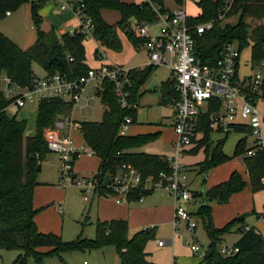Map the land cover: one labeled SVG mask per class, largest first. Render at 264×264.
<instances>
[{"label":"trees","instance_id":"1","mask_svg":"<svg viewBox=\"0 0 264 264\" xmlns=\"http://www.w3.org/2000/svg\"><path fill=\"white\" fill-rule=\"evenodd\" d=\"M47 0H0V16L5 11L17 8L25 2L30 3V17L36 31V38L27 48L21 49L12 40L0 32V73L4 72L16 84L30 87L34 74L32 63H37L47 75L59 74L73 80L86 73L84 35L80 26L72 32L57 34L54 28L43 31L40 28L39 8ZM181 3V0H174ZM167 10L163 0H146L140 3H127L121 0H78L72 2V9L77 10L82 18H89L92 24V37L99 46L108 50L121 51V41L117 31H121L129 43L137 48L141 40L134 36L133 26L141 22H151L156 14L151 5ZM230 4L224 20L214 21L213 27L196 37L194 54L198 63L212 64L223 51L225 45L236 43L240 51L246 47L251 50V64L260 66L264 62V0H199L196 4L198 14L191 19L192 24L215 20L218 11ZM113 10L119 14L114 24L106 23L101 17V10ZM236 17L234 23L225 22ZM134 19L135 24H131ZM98 49L94 54L97 56ZM155 67L129 69L127 103L121 107L116 100L111 82L103 80L96 86L95 95L103 105L100 120H82L78 130L83 145L88 147L98 159V166L92 179L97 186L93 195L107 196L110 189L104 184L105 176L118 172L122 165H131L140 172L142 178L156 177L158 172L168 171L169 165L163 155L134 151L146 143L158 138L159 133L136 135L121 134L120 127L125 118L130 125L136 122L137 106L142 92L140 87ZM156 91L159 104L168 105L176 97L170 79L161 82ZM264 97V91L262 98ZM8 101L0 93V249L17 250L11 264H28V259L40 264L44 259L55 257L62 264L63 253L81 252L101 249L106 246L114 248L118 264H153L146 259L144 246L153 238V228L137 230L128 234V226L123 219L99 220L94 223V237L85 238L81 234L65 241L52 232H40L34 223V216L43 207L32 206V196L38 185L37 165L50 153L47 149L43 131L52 128L54 121L67 117L72 105L56 98L42 99L36 105L35 130L33 135L25 136V120H17L15 114L6 113ZM218 108L215 104L207 110L199 111L195 131L202 133L199 143L187 153L196 154L202 148L204 158L196 163L197 172L206 174L211 168L223 164L230 157L223 147L231 131L250 134L249 127L235 125L223 139L212 141L208 127V114ZM253 144L247 146V136L239 139L234 148V156H243L253 192L264 189V149H256L254 155H247ZM77 157L73 160V162ZM204 183V178H203ZM247 182L238 171H233L229 178L199 192H191L198 200L197 207L191 214L200 222L206 238L204 264H264V238L253 227L245 225L244 217H236L223 227H215L211 218L212 204H226L233 194L241 192ZM151 191L136 188L128 194L129 202H137ZM264 216V212L259 217ZM247 227V228H246ZM233 229L241 236L233 244L238 251L232 255L219 252V243L224 235ZM40 248H46L41 251Z\"/></svg>","mask_w":264,"mask_h":264},{"label":"built area","instance_id":"2","mask_svg":"<svg viewBox=\"0 0 264 264\" xmlns=\"http://www.w3.org/2000/svg\"><path fill=\"white\" fill-rule=\"evenodd\" d=\"M170 10H163L159 6L151 5L156 19L151 22H141L132 29L134 36L141 40L137 46L147 57V66H162L169 71V79L176 97L170 102L172 109L171 127L175 135L171 143L172 155L165 156L169 169L158 172L156 177L142 178L139 171L131 165H122L115 174L108 176L107 187L115 204H127L128 194L136 188L145 191L162 190L172 199L173 209L171 217L172 233L175 234L180 224L184 225L187 233H192L196 227V218L187 209L186 203L191 194L184 179V165L180 159L190 147L197 132L195 125L199 111L218 103V108L208 114L207 123L212 133H229L235 125H245L250 129L253 146L247 155H254L256 149H264V109L257 105L264 91V78L261 73L239 77L238 67L241 51L236 43L225 45L219 57L212 64L198 63L194 54L196 37L209 31L214 21L224 20L230 4L224 5L218 11L215 20L192 24L195 16L185 12L187 2L196 6L199 0H181ZM68 3V0H63ZM73 12L79 17V31L84 39L92 36V24L89 18H82L77 10ZM8 11L3 16H8ZM264 67V62L261 63ZM129 68L123 66L100 65L89 68L86 73L76 79L69 80L55 73L32 78L30 87L16 84L4 72L0 73V93L6 99L8 107L20 109L25 104H37L42 99L56 98L83 109L90 106L96 99L94 95H85L86 86L93 81L99 84L103 80L111 82L113 93L121 107H129L127 97ZM130 125V119L125 118L120 127V133L125 134ZM79 124L70 119L60 117L54 121L52 128L43 131V138L47 149L53 153L58 162L59 185L75 186L83 197L95 192L97 183L91 177L77 176L73 173V160L82 154L93 155L85 145L77 146L66 129L78 128ZM140 197L138 201H141ZM264 218V216H263ZM153 227H144L149 230ZM247 228V227H246ZM162 246L164 241H156ZM189 249L199 257L205 255L206 249L201 248L194 241ZM238 249L223 246L219 252L232 255Z\"/></svg>","mask_w":264,"mask_h":264},{"label":"rangeland","instance_id":"3","mask_svg":"<svg viewBox=\"0 0 264 264\" xmlns=\"http://www.w3.org/2000/svg\"><path fill=\"white\" fill-rule=\"evenodd\" d=\"M164 7L167 10L171 8L181 5V3H176L174 0H163ZM70 5L66 6V9H69ZM185 12L189 15L196 16L198 14V7L192 5L187 2L185 4ZM236 17H230L225 20V22L234 23L236 21ZM44 23H42V29L49 25L48 22H52L50 18L44 19ZM48 21V22H47ZM40 26V28H41ZM0 32L12 40L18 47L21 49L27 48L30 44H32L36 38V31L33 26L30 17V3L25 2L19 5L17 8L10 10V16H0ZM87 41V40H85ZM91 41L94 42L93 39H89L86 43ZM91 44V43H90ZM87 48V46H86ZM87 50V49H86ZM114 52V51H113ZM117 53V52H116ZM103 55V54H102ZM112 55V54H109ZM251 50L250 47H246L241 51L240 55V65H239V75L241 78H244L247 75L261 73L264 78V67L256 66L253 67L251 64ZM113 58V56H111ZM145 58L144 53H140L137 58V62H142ZM32 72L35 76H42L45 72L37 63H32ZM169 73L166 68L162 66H157L155 70L149 75L147 80L141 86V91L143 96H146L143 100H140L137 106V114H136V124L139 127L151 128V126L159 127L163 131V134L160 135L157 139L146 143L143 145V148L140 150L147 151L151 153L160 154L163 156L172 155V148L169 145L171 139L173 140L175 135L173 133L172 127L170 126V119L166 115L169 113L170 109L168 105L163 106L161 104L145 105L144 102L149 99L148 97L153 96L152 91L162 81L168 79ZM95 84L93 81L89 82L86 86L87 90L92 89V86ZM36 105L33 104H25L20 109H14L12 107H8L6 109V113L9 115L15 114L16 119H22L24 116V120L26 121V130L28 132L34 133V118L36 113ZM258 107L260 109H264V97L261 98L258 103ZM151 106V107H150ZM103 105L100 103L98 99H95L90 103L89 107L83 108L79 110L77 106H74L72 109V117L79 120L83 117H86L88 120L98 121L100 120L102 113ZM29 111V113L27 112ZM162 116V117H160ZM131 126V125H128ZM31 133V135L33 134ZM128 133V129L125 134ZM129 134V133H128ZM173 135V136H172ZM26 136V135H25ZM247 136V146L250 147L253 144V138L241 132L231 131L227 135V139L225 141V145L223 147V151L226 155L230 157L228 161H236L238 159H242L243 156H234V148L237 141L243 137ZM172 137V138H171ZM71 138L75 142V144L79 145L82 143L81 135L78 130H74V133L71 134ZM217 138H224L223 134H212V140L214 141ZM263 139H264V129H263ZM83 145V144H81ZM150 148V149H149ZM149 150V151H148ZM88 154H82L80 158V167H88L94 161L93 156ZM202 154L199 151L195 155H182L180 162L184 165V179L185 183L189 184L191 190H200L206 187L205 182L203 183V178L205 174H199L197 172L196 161L201 158ZM48 159L54 158L53 154L48 153L46 158ZM55 159V158H54ZM37 182L40 188L48 187H56V189L65 192V203L61 206L58 205H48V207H52V213L55 214L54 223L57 222V219L62 224V234L61 238L65 241L74 239L78 234H81L82 237L85 238H93L94 237V223L98 214H101L102 211L109 213L111 215L115 214H124L125 207L123 203L121 205L114 204L111 196H106L107 198H102L104 200V204L102 208L96 210V202L95 200L99 197L88 195L89 198L87 201L83 202V197L80 194L79 190L72 185H59V174L58 171H51L45 169L43 166V170L39 171L37 175ZM36 186V187H37ZM43 192V191H42ZM91 198V201L89 200ZM90 201V202H89ZM142 201V200H141ZM137 201L135 203H130L128 208L139 207L142 204L151 209L152 206H159L158 209L163 206H168L169 203L172 202L170 196H168L162 190L154 189L151 193L145 196L143 202ZM141 202V203H140ZM198 202V201H197ZM131 205V206H130ZM47 207V208H48ZM61 208L62 212L57 213V208ZM195 205L188 206V209H193ZM45 208H42L44 210ZM156 209V210H158ZM40 210V211H42ZM39 211V212H40ZM151 210L140 213H132L129 215V226H128V234L131 235L133 232L137 231L139 228L155 226V232L153 238L149 239L144 248L146 252H149L153 259L158 261V264H191L193 261L197 262V264H204L202 262V258L197 254L192 255L189 249V244L191 243V237L184 228H180L178 234L174 235L172 233L171 223H163L162 219H159L155 215H157V211H153V216L150 213ZM38 212V213H39ZM52 216V215H51ZM126 216V215H125ZM128 216V215H127ZM57 217V218H56ZM152 217L151 222H155L152 225L147 223L149 218ZM52 218V217H51ZM55 225V224H54ZM196 229L193 232V235L196 239L193 241L198 244L201 248L206 249L207 238L205 232L199 221L196 222ZM141 230V229H139ZM81 232V233H80ZM241 236L240 232H237L236 229H233L230 233L224 235L223 240L219 243L218 247L223 246H232ZM167 241L172 240L171 243L166 244L165 246L159 248L156 246V241ZM105 249V250H104ZM102 250H93L87 252L85 250L82 253H67L64 255V263L65 264H82L85 262L86 264H113L111 260V255L109 251H112L113 248L107 246ZM40 250H46V248H40ZM103 251V252H102ZM105 252V253H104ZM19 253L17 250H3L0 249V264H11L15 256ZM43 263L46 264H61L56 260V258H48V260H44ZM28 264H36L31 259H28Z\"/></svg>","mask_w":264,"mask_h":264},{"label":"crops","instance_id":"4","mask_svg":"<svg viewBox=\"0 0 264 264\" xmlns=\"http://www.w3.org/2000/svg\"><path fill=\"white\" fill-rule=\"evenodd\" d=\"M68 1L69 2L66 4L63 2V0H47L39 8L38 13L41 17L40 26L42 25V23H44V21H46L44 19H46L47 17L50 18L52 21V22L47 21L49 23V25H47L43 29L41 26V29L43 31H47L50 28H54V30L57 34H61L64 32H72L73 30H75L79 27V25H80L79 17L73 12V9L71 6L72 2L78 1V0H68ZM121 1H124L127 3H140V2H143L146 0H121ZM67 5H70L69 9H66ZM100 14H101V17L103 18V20L108 24H114L119 19V14L113 10L103 9V10H101ZM8 16H10V14ZM131 24L134 25L135 21L131 22ZM117 34L119 36V39L121 41V46H122L121 51H119L117 53L99 46L98 41L95 40L92 36H89L88 38L84 39L83 46H84V54H85V64L89 68H95V67H98L102 64L103 65H111V66L112 65L113 66H123V67L129 68V69H142L143 67L147 66L146 65L147 64V57H146L145 52L143 50H140L138 48L133 47L121 31L118 30ZM89 39H93L94 42L92 43L91 41H89L88 43H86ZM85 40H87V41H85ZM86 46H87V48H86ZM95 49L99 50V52H98L99 54L97 56L94 54ZM140 53H144L145 58L142 62L138 63L137 58H138V55ZM109 54H112V55H109ZM111 56H113V58ZM239 65H240V63H239ZM155 68H154V70H155ZM163 68H165V67H163ZM168 73H169V71H168ZM238 75H239V67H238ZM239 77H240V75H239ZM168 79H169V76H168ZM159 84H157V86L153 89V91H152L153 96L151 97V95H150V97H148L149 99L146 100L147 102H144L145 105H151V106H153L154 104L159 105V94L156 91V88L158 87ZM93 85L94 86H92V89H90V90L86 89V91H85L86 96H88V95L90 96V95L95 94L96 86L98 84H93ZM140 89H141V87H140ZM144 98H146V96H143V94H142L138 103L140 102V100H143ZM96 99H98L97 96H96ZM74 106L75 105H72L71 110L69 112V115L67 117H64V118L70 119L73 122L78 123V124L82 120H88L86 117H83L82 119H79V120L73 118L72 117V109L74 108ZM163 106H165V105H163ZM168 107H169L170 111L166 115V117L168 116V118L170 119V125H171L172 109H171L169 104H168ZM103 108L101 111H103ZM79 110H82V109H79ZM27 112L29 113V111H27ZM160 117H162V116H160ZM23 118H24V116L22 117V119L17 118V120H24ZM35 118H36V113H35ZM35 118H34V130H35ZM134 124H136V122ZM127 129H128V133H129V134L127 133L128 135L158 132L159 133L158 137H160V135H162L163 131H164L157 126H155V127L151 126V128H146V127H139L138 125L132 126V124H131V126H128ZM74 130L76 131V130H78V128L66 129L64 131V134H69L71 136V134L74 133ZM31 133H33V132H31ZM31 133L28 132L27 130L25 131L26 136H31ZM212 134L213 133L211 132V139H212ZM216 134H218V133H216ZM248 135H250V134H248ZM224 137H225V135H224ZM201 138H202V133L198 131L195 139H193L192 145L187 148V150L184 152L183 156L184 155H195V154H189V153H187V151L194 148L199 143ZM219 139H223V138H217L214 141L219 140ZM81 141H82V137H81ZM171 143H172V139L169 142L170 146H171ZM81 144H83V142ZM81 144H79V145H81ZM79 145L77 144V146H79ZM141 148H143V146H141L137 149H134V151H141V152H145L148 154H156V153H151V152H147V151H142V150H140ZM199 151H201L202 156L198 161H196V163L200 162L204 158L202 148L200 150H198L197 153ZM50 154H53V153L50 152ZM158 155H160V154H158ZM46 156L38 164L40 166L39 171L43 170V166H45V169H47V170H51L53 172L58 171V162H57L56 156L54 155L55 159L51 158V157L48 159V157L46 158ZM91 156H93L94 161L88 167H84V168L80 167L79 162H80L81 156H79L73 162V173L75 175L82 176V177H91L95 173L97 166H98V159L94 155H91ZM235 170L238 171L243 176V178L247 182V185L241 192L233 194L228 203H226V204L213 203L212 204L211 218H212L213 225L215 227H223L226 223H228L229 221H231L232 219H234L236 217H244L245 225L248 227L255 228L257 231H259L262 234V236L264 238V218H263V216L259 217L264 212V189L260 190L258 192H253L251 190V187L248 183L249 177H248V173H247L243 158L238 159V162L233 161V160L226 161L223 164H219V165L211 168L204 175V182L206 184L205 188L200 189V190H191V188L189 187V184L186 183L187 188L189 189L190 194H191V192H199V191L204 190L208 187H211L217 183H220V182L227 180L229 178L230 174ZM39 171H38V173H39ZM90 195H91V198L93 196H95L93 194H90ZM95 197L97 198V196H95ZM88 198H89V196H88ZM91 198L89 199L90 201H91ZM102 198H107V197L106 196L105 197L100 196L99 198H97L95 200L96 210H98L99 208H102V205L104 204V200L102 201ZM144 199H145V197H143L141 202H143ZM197 201L198 200H195L191 196V199L186 203L187 209H188V206L195 205V207L193 209H188L190 212L193 211L197 207V204H198ZM62 203L63 204L65 203V192L64 191H60V190L56 189V187L45 186V188H40L39 186H37V187L35 186V188L33 190V196H32V206L35 209H38L41 207L45 208L44 210L37 213L33 218L34 223H35L38 231L43 232V233L52 232L54 234L61 236L62 228H63L62 224L60 222L61 220L59 221V219H57V222L54 223L55 214L52 213L53 212L52 207H48V205L61 206ZM130 203H135V202H128L127 204H123L124 206H126L125 210H124V214L121 213V214L111 215L109 213L102 211L101 214H98V217L96 219H99L102 221L103 220H110V219H123L126 221L127 226H129V224H130L129 223V215H131L134 212L140 213V212H146V211L151 210L150 211L151 216L154 215L153 211H157V213H156L157 215H155L156 217H158L159 219H162L163 223H171L172 209H173L172 202L169 203L168 206H163L160 209H158L159 206H152L150 209L149 207H146L143 204L139 207H132L130 209V208H128ZM116 205H121V204H116ZM156 209H158V210H156ZM56 211L59 214L62 212V209L58 207ZM148 220L149 221L147 223H150L149 225H152L155 223V222H151L152 217H150ZM181 227L184 228V225L180 224L178 226L177 232L174 235H172L173 237L176 234H178ZM196 227H195V229H196ZM142 228H139V229H142ZM195 229L193 230V232L195 231ZM153 231L155 232V226L154 225H153ZM193 232L188 233L190 235L192 241L194 239H196L193 235ZM171 242H172V240L171 241L170 240H167V241L164 240V244L162 246H158L157 243H156V246L161 248V247H163L166 244H169ZM106 247H103V248L98 249V250H102ZM41 251H44V250H41ZM89 251H93V250H89ZM89 251H87V252H89ZM144 251H145V248H144ZM190 252L192 253V255L196 254V253H193L192 251H190ZM70 253H76V252H70ZM78 253H82V251L78 252ZM109 253L112 256L111 257L112 263L118 264V257H117V254H116L114 248L112 251H109ZM65 254H67V253H63L61 255L62 259L64 258ZM146 254H147L146 259L148 261L152 262L153 264H158V261L156 259H153L149 252H146ZM50 258H55V257H50ZM44 260H48V258H46ZM44 260H43V262H44ZM56 260L58 262H60L57 258H56ZM43 262L40 264H46ZM63 262H64V259H63ZM82 264H86V263L83 262ZM191 264H197V262L193 261V263H191Z\"/></svg>","mask_w":264,"mask_h":264},{"label":"water","instance_id":"5","mask_svg":"<svg viewBox=\"0 0 264 264\" xmlns=\"http://www.w3.org/2000/svg\"><path fill=\"white\" fill-rule=\"evenodd\" d=\"M133 21H134V19H131V22H133ZM39 169H40V166L37 165L36 171H39ZM107 183H108V176H105L104 184L107 185ZM206 252H208V249H206Z\"/></svg>","mask_w":264,"mask_h":264}]
</instances>
